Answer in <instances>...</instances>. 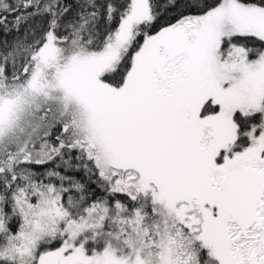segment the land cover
Here are the masks:
<instances>
[{"label":"snow or ice","instance_id":"1","mask_svg":"<svg viewBox=\"0 0 264 264\" xmlns=\"http://www.w3.org/2000/svg\"><path fill=\"white\" fill-rule=\"evenodd\" d=\"M0 264H264V0H0Z\"/></svg>","mask_w":264,"mask_h":264}]
</instances>
